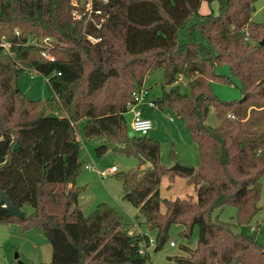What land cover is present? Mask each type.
Masks as SVG:
<instances>
[{"label": "trees", "instance_id": "trees-1", "mask_svg": "<svg viewBox=\"0 0 264 264\" xmlns=\"http://www.w3.org/2000/svg\"><path fill=\"white\" fill-rule=\"evenodd\" d=\"M203 1H217L218 13H202ZM255 3L95 0L102 14L75 18L72 0H0V39L14 44L13 57L0 49V164L5 163L0 189L15 206L33 209L18 218L0 205V223L40 229L51 243L53 264L147 261L149 252L142 254L141 244H149L150 236L133 232L115 207L103 202L90 215L83 212L75 123L84 119V135L106 142L96 148L99 156L115 143L118 152L150 164L119 178L123 198L139 208L155 232L156 251L173 224L182 226L186 239L199 228L197 246L182 245L185 255L170 256L169 264H264L262 223L252 228L263 209L264 110L252 109L248 116L249 99H264V21L253 20ZM77 8L84 12V6ZM185 29L187 41L181 43ZM90 35L100 40L93 42ZM49 36L55 61L44 58L40 48L22 44ZM223 65L229 74L218 72ZM158 68L164 70V89L152 101L182 118L197 144L200 164L192 176L161 163L157 139L129 135L128 106L137 102L145 76ZM27 69L48 79L54 98L33 99L20 89L19 78ZM212 81L238 85L243 97L219 98ZM111 82L121 83L107 89ZM211 108L215 129L206 123ZM175 174L189 177L196 200L161 196L163 177ZM226 206L236 208L231 221L216 214Z\"/></svg>", "mask_w": 264, "mask_h": 264}, {"label": "rangeland", "instance_id": "rangeland-1", "mask_svg": "<svg viewBox=\"0 0 264 264\" xmlns=\"http://www.w3.org/2000/svg\"><path fill=\"white\" fill-rule=\"evenodd\" d=\"M255 6L256 11L253 15V20L255 22H263L264 0H256ZM200 11L202 13L214 11V13L217 14V1H214L213 3L203 1ZM191 25L192 22L189 26ZM187 33L188 30L185 29L179 34V41L181 43L187 41ZM194 35L199 42H204L198 31H195ZM218 72L229 74V66L223 65L219 67ZM164 78L165 74L162 68L155 69L145 76L142 85L145 92L143 91L141 95L142 101H140L138 107L142 109L143 116L148 117L153 121V129L150 131L149 137L157 139L160 142L161 163L169 168L175 164L197 168L200 164L199 149L197 144L190 137L182 118L169 110H162L157 106L152 108L148 106V103L154 98L162 95ZM120 83L121 82H111L108 84L107 89H116L119 87ZM211 86L214 93L221 99L237 101L243 97L241 88L236 84L230 85L219 81H212ZM19 87L24 93L33 99H51L55 97L54 90L51 84L46 80L45 76L34 70L27 69L20 76ZM248 104L250 105L249 109L253 107L252 109L256 111L264 110V99H261L258 96L250 98ZM125 116L129 135L133 136L134 134L130 127L131 113L128 111ZM262 121H264V116ZM206 123L211 129L216 128L218 122L214 108H211ZM84 125V119L75 123L77 137L81 141L80 157L82 161V166L77 175L76 183L78 186L82 187L80 205L84 214L90 215L98 204L105 202L115 207L119 213L123 215L126 223L133 225L134 227H136L134 223L139 224L138 229L131 228V230L135 233H138L137 231L146 233L155 241V243L150 245L149 258L143 264H169L168 258L170 256L185 255L182 245H188L192 248L196 247L199 237V228L196 227L192 237L186 239L180 235L182 226L179 224H173L170 228L167 242L160 250H155L156 234L147 228L144 217L139 208L123 198V187L119 178V175L123 172L137 168L142 171L148 168L150 164H140L137 157L118 152L115 143H111L109 150L102 156H99L96 152V148L100 144L106 142L100 137H94L91 139L87 138L83 131ZM89 165H92L99 170L109 169L111 166H115L118 171L116 173H110L107 178H102L96 170L87 169L86 167ZM185 178H188L189 181V177L181 175L180 179H182V182L177 183L176 188H174L173 186H169V175H165L161 183L162 195L168 197L167 199L174 200L173 198H175V194H184L183 190H187L186 186L184 189V185L187 183L185 182ZM188 183V190H190L189 192L192 194L191 186L193 184H191L190 181ZM168 192L171 196L167 195ZM185 198L196 200V198L191 195H186V197L183 196V199ZM261 205L263 206V209L254 218L252 228H256L257 226L261 227V223L264 219V176L262 177ZM161 208L162 210H165L163 204ZM32 210V207L29 205H25L23 208V211L27 214H30ZM218 213L221 219L231 221L232 218H235L236 208L234 206H226L222 212H217L216 214ZM262 237L263 235L260 234L259 238L261 240H263ZM171 242H174L176 246H171ZM17 254L18 257H16ZM42 256L44 257L43 261H41L43 262L42 264H51L48 259L52 258V246L48 237L40 231V229L37 227H31L23 231L16 223H0V264H18V260L25 264H29V261H33V264H37L38 259L42 258Z\"/></svg>", "mask_w": 264, "mask_h": 264}, {"label": "built area", "instance_id": "built-area-1", "mask_svg": "<svg viewBox=\"0 0 264 264\" xmlns=\"http://www.w3.org/2000/svg\"><path fill=\"white\" fill-rule=\"evenodd\" d=\"M94 2L95 0H85V5H81V1L79 0H72V5L75 7L72 10V15L75 18H81L83 16V14H87L88 17H91L93 15V13L96 14H102V10L101 9H95L94 8ZM105 2H107V0H105ZM84 6V12L81 13L78 10V6ZM106 18L102 17L100 22L97 23V27L100 28L102 26V23L104 22ZM17 34H20L19 30L16 31ZM89 39L93 42H97L100 40V38H95L93 36H89ZM53 40L50 36L49 37H45V38H36V37H32L29 38L25 43H22L23 45L26 46H36L38 48H40L41 50V55L46 58L49 61H55V56L52 54L51 49L53 46ZM20 44V43H18ZM14 46V44L12 42L7 41L6 39H0V49H2V51L8 55H10L11 57L14 56V51L12 49V47ZM58 74H60V72H58ZM46 78V77H45ZM181 79V78H180ZM46 80H48L46 78ZM144 89H142L139 93H137L136 95V99L137 102L133 103V104H129L128 106V110L131 113V130L133 132L134 135H149L150 131L153 129V121L142 115V109H140L138 107V104L140 103V101H142L141 95L143 93ZM145 92V91H144ZM148 106L150 108L155 106V103L153 101L148 103ZM230 118H234L233 114L229 115ZM173 120V118H172ZM89 170H96L98 172V174L102 177V178H107L110 173L116 172L118 171V169L115 166H112L109 169H103V170H99L96 167L89 165L86 167ZM262 227L264 229V219L262 221ZM154 243V239L150 238V242L149 244L143 242L141 244V253L142 254H147L149 252V247L151 244ZM171 246H176V244L174 242L170 243Z\"/></svg>", "mask_w": 264, "mask_h": 264}, {"label": "water", "instance_id": "water-1", "mask_svg": "<svg viewBox=\"0 0 264 264\" xmlns=\"http://www.w3.org/2000/svg\"><path fill=\"white\" fill-rule=\"evenodd\" d=\"M81 5H85V0H81ZM262 43H264V40ZM4 164L5 163H1L0 168L3 167ZM171 170L181 172V173H184L190 176V175H193V173L195 172V167H186L181 164H175L174 166L171 167ZM0 205L4 207H8L10 211L12 212V214L18 218H24L26 216V212H24L20 207L15 206L11 202L9 197L5 194V192L2 191L1 189H0ZM16 257H18V254L16 255ZM18 264H25V263L18 260Z\"/></svg>", "mask_w": 264, "mask_h": 264}, {"label": "crops", "instance_id": "crops-1", "mask_svg": "<svg viewBox=\"0 0 264 264\" xmlns=\"http://www.w3.org/2000/svg\"><path fill=\"white\" fill-rule=\"evenodd\" d=\"M253 108V107H252ZM251 108V109H252ZM251 109H249V113H248V116L250 115V111H251ZM257 109V108H256ZM78 123V122H77ZM112 167V166H111ZM196 169V168H195ZM117 172V171H116ZM116 172H113V173H116ZM180 174H175V175H173V176H169V182H170V184H169V186L171 187V186H173L174 188H176V186H177V183H179V182H182L181 180L182 179H180ZM185 182H187V183H185V185H184V189H185V186H186V188H187V190H183L184 191V194H182V195H180V194H175V198H173V199H176V198H183V196H185L186 197V195H191V196H193L194 198H196V189H195V187H194V185H192L191 186V188H192V194L189 192L190 190H188V186L187 185H189V181H188V178H185ZM162 183V182H161ZM172 189V188H171ZM168 190V189H167ZM174 190V189H173ZM160 192H161V196L162 197H164V198H168V197H166V196H163L162 195V187L160 186ZM169 192H171V191H169ZM169 192L167 193V195H170L171 196V194H169ZM135 225H136V227H134L133 225H131V228L133 229V228H137L138 229V225L139 224H137V223H134ZM133 231V230H132ZM134 232V231H133ZM137 232H139V233H142V232H140V231H137ZM43 259H44V257L42 256V258H39L38 259V261H37V264H42L43 262H41V261H43ZM50 262H51V259H48ZM33 262V261H32ZM31 261H29L28 263L29 264H33ZM51 264H52V262H51Z\"/></svg>", "mask_w": 264, "mask_h": 264}]
</instances>
